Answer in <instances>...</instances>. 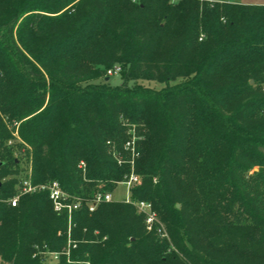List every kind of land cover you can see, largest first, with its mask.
Masks as SVG:
<instances>
[{
  "label": "trees",
  "instance_id": "obj_1",
  "mask_svg": "<svg viewBox=\"0 0 264 264\" xmlns=\"http://www.w3.org/2000/svg\"><path fill=\"white\" fill-rule=\"evenodd\" d=\"M73 1L0 0V31L6 35L4 18L15 24L26 12L57 13ZM99 1L104 15L93 28L117 20L114 56L103 69L88 63L80 71L76 42L48 48L39 58L52 87L44 110V85L30 79L41 80L43 69L22 50L16 59L0 38V154L6 155L0 158V264H46L41 253L60 252L69 240V255L61 252L52 264H264V4ZM85 2L58 19L71 22ZM44 21L42 12L29 16L35 38L45 37ZM50 58L54 65L45 62ZM117 63L123 82L112 85L107 70ZM30 96L34 108L23 105ZM120 113L145 136L134 157L140 182L130 197L152 204L158 220L151 229L132 202L88 208L100 186L112 191L130 174ZM3 115L32 147V182L58 180L79 196L70 231L68 214L54 210L46 191L24 193L15 206L8 201L28 176L11 155L8 141L16 136ZM255 165L260 170L250 174ZM161 224L168 236H161Z\"/></svg>",
  "mask_w": 264,
  "mask_h": 264
},
{
  "label": "rangeland",
  "instance_id": "obj_2",
  "mask_svg": "<svg viewBox=\"0 0 264 264\" xmlns=\"http://www.w3.org/2000/svg\"><path fill=\"white\" fill-rule=\"evenodd\" d=\"M78 1L80 0H74L57 13H49L46 11H29L22 14L15 24L11 22L10 18H4L2 21L3 28H5V26L7 28H5L6 30H4L6 32L5 36L3 32L0 31V38L3 40L6 39L9 49L13 52V56L17 59L18 51L22 50L27 54L29 58H31L34 64H37L39 67H41V69H43L44 77L41 78V80L35 79V81L33 78L29 77L33 83L39 82L40 84L44 85V89L46 90L45 101L39 111L44 110L46 108L51 97L52 91L50 78L48 77L47 72L43 68L42 62L39 59L40 57H44V55L42 54L46 53V50H48V48H51L55 45L56 42H59L60 40V43H63L61 47H65L66 44L70 45L71 43L76 42V54L74 56L75 67L76 70L85 71L88 69V63L89 69L92 68L91 70H97V68L103 69V62L109 61L112 56H114V53L118 45L120 44L117 39L115 41V39L113 38L114 28L118 25L117 20H114L113 17L110 23L107 22L108 26H105L106 28H103L101 30L93 28L95 27L94 24L96 18L102 17L104 15L103 3H101L99 0H86L85 4H82L79 8V11L75 10L76 12L74 14L76 16L74 17V19L71 20V22L69 21V23L63 22L58 19V17H60L62 15L61 13L63 12H67L66 15H70V12L74 11V7L76 6V4H78ZM36 12H42L45 17V21L41 25L42 28L45 30V37H43V39H38L33 36L31 26L29 24V16L36 14ZM50 15H53V17H51ZM49 17L51 18L50 20L46 19ZM73 20H75L76 22ZM21 39H23L24 42H22ZM26 46L31 47V50L33 51L37 50L39 57H35L30 51H28V48H26ZM62 55L66 56L64 50L62 51ZM50 56L51 58L53 57L52 54H49V57ZM51 58L47 59L45 62L49 65H54V62L51 61ZM95 60L100 61V63L102 62V65L95 63ZM117 64L121 65V63ZM19 65L24 70H26V68H29L28 66L23 65V62H20ZM109 80L112 85H120L123 82L122 74L115 73L110 76ZM141 82L156 89H159L165 85L164 82H159L155 80H141ZM250 82L253 83V79H250ZM42 92L43 91L40 90V94ZM23 105L26 108H34L36 106L34 97H27ZM2 117L7 128L12 132V136L16 135L17 133L16 138L12 137L8 141V145L11 147L12 150L11 155L19 160L20 167L23 170L22 175L27 174V176H29L32 173V147L20 137L17 125L15 123L13 124L12 121L8 119V116L3 115ZM119 121L121 125L124 126L126 129L127 135L126 140H124L123 147L129 153V162L131 165L130 174L126 176L124 180L118 181L117 186L112 191L103 190L100 186V188L96 190V192L111 193L114 199L125 201L126 196L128 194V183L133 180V184L131 185L133 187V185L140 182L141 175L136 173L134 169V157L138 155V142L144 139L145 136L143 131L139 129V125L134 123L124 113H120ZM13 125L15 126V128H13ZM87 125L90 126L89 123H87ZM107 143L109 152L118 160V162L121 163L122 161H124L122 157L123 155H121L120 151L117 149L115 142H113L112 140H108ZM2 156L6 155L0 154V158ZM82 162L84 161H80L79 165L83 168V174L85 177L86 166L85 162L84 164H82ZM259 170L260 166L255 165L251 168L250 174ZM136 178L137 180L135 181ZM78 197L79 196H76V198ZM155 214L157 221L158 216L157 213ZM158 228L160 229L159 232L161 233L162 237L168 236V233L166 231L167 229L164 224H161V226H158ZM67 248L68 244L66 245V248L58 252L59 255ZM41 255L43 256V259L46 264H52L55 261V259L51 258V255H46L45 253H41Z\"/></svg>",
  "mask_w": 264,
  "mask_h": 264
},
{
  "label": "built area",
  "instance_id": "obj_3",
  "mask_svg": "<svg viewBox=\"0 0 264 264\" xmlns=\"http://www.w3.org/2000/svg\"><path fill=\"white\" fill-rule=\"evenodd\" d=\"M120 71H121V67L119 65H116L108 69L107 74L113 75L115 73H119ZM82 164H84V162H82ZM136 180L137 178L135 179V181ZM128 184H129L127 188L128 194L126 196L125 201L134 203L138 211L145 214L147 226L149 229H151L154 223L156 222V214L152 209V204L147 201L133 202V200L130 197V192H131L130 190L132 187L131 185L133 184V180H131ZM38 191H46L48 193L49 198L52 201L53 208L56 212L58 213L66 212L68 214L69 231H70V222H71L72 212L81 207V200L79 198H76V196L69 194L66 190H64L58 180H51V181L36 184L32 182L31 175H29L27 178H24L22 180V183L18 187L17 193L12 198H9L8 201L11 203V205L15 206L17 205L18 200L22 194L34 193ZM113 199L114 198L111 193L97 192L94 195V197L91 199V201L89 202L88 208L89 210L92 211L97 207L99 203L109 202V201H112ZM70 244L71 243L69 240L68 248L63 251L68 255L70 252ZM48 255H51V258L55 260H57L59 257V253L56 251H50L48 252Z\"/></svg>",
  "mask_w": 264,
  "mask_h": 264
},
{
  "label": "crops",
  "instance_id": "obj_4",
  "mask_svg": "<svg viewBox=\"0 0 264 264\" xmlns=\"http://www.w3.org/2000/svg\"><path fill=\"white\" fill-rule=\"evenodd\" d=\"M244 4H264V0H231Z\"/></svg>",
  "mask_w": 264,
  "mask_h": 264
},
{
  "label": "water",
  "instance_id": "obj_5",
  "mask_svg": "<svg viewBox=\"0 0 264 264\" xmlns=\"http://www.w3.org/2000/svg\"><path fill=\"white\" fill-rule=\"evenodd\" d=\"M106 79L108 80V79H109V77H107ZM178 206H179V204H178Z\"/></svg>",
  "mask_w": 264,
  "mask_h": 264
}]
</instances>
